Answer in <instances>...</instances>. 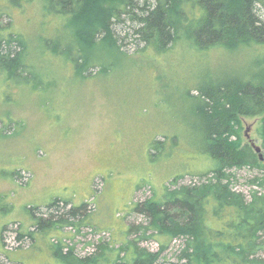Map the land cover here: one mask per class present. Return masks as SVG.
Segmentation results:
<instances>
[{"label":"rangeland","instance_id":"374dc122","mask_svg":"<svg viewBox=\"0 0 264 264\" xmlns=\"http://www.w3.org/2000/svg\"><path fill=\"white\" fill-rule=\"evenodd\" d=\"M44 5L29 0L9 18L27 42L34 77L17 83L0 73V261L62 264L56 248L112 261L126 227L144 221L130 212L136 201L162 196L166 186L197 182L214 168L201 151L197 104L190 96L207 77L240 69L256 49L198 51L185 36L164 52L137 51L141 45L126 41L123 50L94 43L83 48L87 64L75 69L66 55L42 45V39L62 43L65 36L63 20L46 14ZM260 123V117H241L240 146L254 151V143L264 150ZM163 138L151 151L152 141ZM227 171L231 187L248 199L246 181L256 170ZM55 199L69 202L66 208L87 203L84 219L36 229V218L48 217L44 206ZM31 207H39L34 216ZM211 212L208 206L207 223L215 225ZM184 242L173 238L161 259L176 260ZM139 243L159 248L153 238Z\"/></svg>","mask_w":264,"mask_h":264},{"label":"trees","instance_id":"16d2710c","mask_svg":"<svg viewBox=\"0 0 264 264\" xmlns=\"http://www.w3.org/2000/svg\"><path fill=\"white\" fill-rule=\"evenodd\" d=\"M28 1L0 0V73L10 82L26 83L30 76L34 77L26 57L27 42L22 34L13 31L9 20L11 10H19ZM44 2L46 14L63 20L65 36L60 37L62 43L42 39V45L66 55L75 69L87 64L90 56L83 48L94 43L100 47L112 43L122 49L126 41L136 47L141 45L137 51L164 52L185 36L198 51L217 47L256 49L240 69L222 72L214 80L207 77L190 96L197 104L194 112L200 121L201 151L215 162L214 168L200 173L197 182L166 186L159 194L162 196L136 201L130 212L144 221L126 227V239L115 249L112 261L93 254L78 257L71 250L63 252L58 248L53 249L56 259L62 264H264L260 254L264 252V150L261 149L260 161L255 152L238 141L241 117H260L258 131L264 149V0ZM4 18L8 21L3 25ZM164 140H153L150 150L157 151ZM231 167L256 170L257 174L246 181L251 187L248 199L231 187L233 176L227 171ZM67 204L55 199L45 205L50 213L48 217H37L34 227L82 221L88 204L66 208ZM208 206L215 225L207 223ZM38 208L31 207L29 211L33 214ZM132 235L135 237L128 238ZM176 237L185 239L176 260L161 259L169 241ZM149 238L159 244L158 250L140 246L139 241Z\"/></svg>","mask_w":264,"mask_h":264},{"label":"water","instance_id":"95a60500","mask_svg":"<svg viewBox=\"0 0 264 264\" xmlns=\"http://www.w3.org/2000/svg\"><path fill=\"white\" fill-rule=\"evenodd\" d=\"M251 145H252V147H253L254 152L257 153L259 160H260V161H263V155H262V152H261V148H260V146L254 144V143H251Z\"/></svg>","mask_w":264,"mask_h":264},{"label":"bare ground","instance_id":"6f19581e","mask_svg":"<svg viewBox=\"0 0 264 264\" xmlns=\"http://www.w3.org/2000/svg\"><path fill=\"white\" fill-rule=\"evenodd\" d=\"M254 152V151H253Z\"/></svg>","mask_w":264,"mask_h":264}]
</instances>
